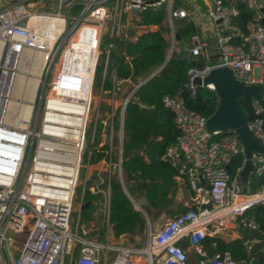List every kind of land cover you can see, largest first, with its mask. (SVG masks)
Segmentation results:
<instances>
[{
    "label": "built area",
    "instance_id": "obj_1",
    "mask_svg": "<svg viewBox=\"0 0 264 264\" xmlns=\"http://www.w3.org/2000/svg\"><path fill=\"white\" fill-rule=\"evenodd\" d=\"M30 1L33 0H0V51L4 64L0 73L12 69L13 65L6 68L11 66V59L18 63L25 51L40 52L44 60L40 76L44 102L39 112L33 110L30 121L15 112L11 113L13 121L6 122L4 117L10 111L4 108V94L0 93V264H188V249L196 254L197 264H256L252 240H242L246 256L240 259L229 251L208 252L202 244L210 232L215 235L223 228H239L242 213L254 204L264 203V196L248 200L264 194V186L255 193L243 191L240 172L246 159L236 134L208 132L207 118L187 108L179 93L163 97L165 107L173 113L178 135L162 159L176 167L178 178L188 184L191 207L156 229L149 227L143 247L111 242L108 200L102 237L88 236L80 225L79 209L72 225L70 222L78 187V205L82 203L94 153L100 154L99 160L106 164L108 189L111 174L122 177L126 104L136 88L161 69L159 66L135 81L116 80L112 75L111 88L104 90L110 44L105 49L99 88L109 92L111 98L98 96L95 100L92 85L103 39L125 37L134 42L142 31L148 30L134 27L135 23L142 25L140 14L147 9H163L168 28L164 33L167 57L176 43L175 25L179 20H189L196 29L190 50L201 56L205 64L201 69L188 71L192 92L193 77H204L217 67H228L245 85H264V0H239L250 12L244 32L233 23L238 14L237 0H202L206 12L201 21L190 8L189 0H38L39 7L47 4L52 7L50 11H33L34 3ZM56 21H61L58 32L53 26ZM200 29L214 38L213 47L202 40ZM47 33L54 36L51 45L46 40ZM123 82L132 86L115 108L116 94ZM85 84L90 87L82 96ZM101 100L109 109L99 108ZM65 104L72 105L68 118L53 108ZM251 108L249 128L264 144V92L260 98H251ZM118 110L119 138L117 148H113ZM239 154L243 161L231 176L228 165ZM250 160L252 174L263 176L264 155L252 153ZM82 165L85 175L81 180Z\"/></svg>",
    "mask_w": 264,
    "mask_h": 264
},
{
    "label": "trees",
    "instance_id": "obj_2",
    "mask_svg": "<svg viewBox=\"0 0 264 264\" xmlns=\"http://www.w3.org/2000/svg\"><path fill=\"white\" fill-rule=\"evenodd\" d=\"M236 8L238 14L233 18V23L244 32L250 12L239 0L236 2ZM139 23L157 25L158 28L140 33L134 42L125 37H105L101 45L100 62L96 68V75L102 77L105 49L110 44L102 86L104 90L111 88L112 75L116 80L135 81L161 66L157 74L136 88L126 104L123 117L121 160L124 185L131 196L146 199L149 206L156 210L153 215L146 210L147 216L156 219L165 209L173 216L189 209L180 203L176 209L172 208L178 189L176 178L179 172L176 167L163 160L162 156L166 148L175 141L178 130L174 124L173 113L165 107L163 97L179 93L187 108L206 118L214 112L218 97L213 89L195 86L192 92L188 87V71L201 69L205 64L201 56L194 55L190 50L191 37L196 29L189 20L182 19L176 23V43L168 57V42L164 37L168 28L164 23V10L147 9L143 11L140 14ZM240 104L247 121H250L253 118L251 99H240ZM119 115L118 110L115 116L119 117ZM114 126L116 130L119 128V120L115 117ZM100 157V154L94 153L91 163L98 162ZM242 161V154L232 158L228 165V172L231 176L235 175ZM127 174H131L133 179L128 178ZM263 186L264 175L251 174L247 193H255ZM104 187V184L100 185V188ZM76 191L78 199L80 188ZM82 199L80 224H86L92 219L93 212L101 207L103 198L100 193H92L86 188ZM109 220L112 224H116L117 237L142 232L146 224L144 216L133 206L116 176L112 178L110 184ZM241 220L244 223L245 238H253L259 245L260 249L255 253L259 258L257 264L260 263L259 260H261L260 264H264V203L254 204L245 210L241 215ZM250 223L254 226L250 227ZM243 239L224 241L219 237L206 235L202 244L209 252L229 251L234 258L240 259L246 256L242 245Z\"/></svg>",
    "mask_w": 264,
    "mask_h": 264
},
{
    "label": "water",
    "instance_id": "obj_3",
    "mask_svg": "<svg viewBox=\"0 0 264 264\" xmlns=\"http://www.w3.org/2000/svg\"><path fill=\"white\" fill-rule=\"evenodd\" d=\"M232 5H234V2H232ZM214 58L215 56L212 57V59ZM191 82L195 86L205 87L208 84L213 86L212 89L218 97V102L214 112L206 119V129L212 134H221L225 132H234L236 134L246 159L243 169L240 172L242 189L246 192L249 178L253 172V166L250 160L251 155L252 153L264 155V144L259 141L249 128L246 114L240 104V99L260 98L264 92V85H245L234 77L231 69L228 67L213 68L204 77H193ZM97 93L101 98H111V94L103 91L101 88H98ZM98 106L101 109H109L108 104L103 100L98 102ZM127 176L133 179L131 174H127ZM240 226H244L241 220ZM115 229L116 224L113 225L114 233ZM258 250L259 246L255 243L254 252L256 253Z\"/></svg>",
    "mask_w": 264,
    "mask_h": 264
},
{
    "label": "crops",
    "instance_id": "obj_4",
    "mask_svg": "<svg viewBox=\"0 0 264 264\" xmlns=\"http://www.w3.org/2000/svg\"><path fill=\"white\" fill-rule=\"evenodd\" d=\"M189 1L191 2V0H189ZM189 6L191 8V4ZM143 26L145 28L147 27L148 30H156L158 28L157 25H138L137 23H135L134 27H137V29H142ZM144 31H142V32H144ZM114 161H116V160H114ZM105 168H106V164H105L104 160H99L96 163H91L89 166L88 173H87L86 188H88L92 193H100L102 195L103 200L101 201V207L93 212L92 219L86 224H80L82 226V228H84L87 231L88 235L89 234H91L90 236L96 235L99 238L102 237L103 233L105 232L104 223H105V216H106V209H107V200L109 203V199H110V188L108 189V176H107V173L105 172ZM115 176L120 180L121 184L123 185L124 191H125L123 174H122V177H120L118 173H115L114 176H111L110 184H111L112 178ZM92 178L95 179V184L91 183L90 179H92ZM176 180L178 182V189H177L175 197H174L175 202L172 205V208L176 209V207L179 203L182 204L183 206L190 208L191 207L190 204L192 202V200H191L192 199V192L189 189L188 184L185 183L184 179L177 177ZM101 184H104L105 187L100 188ZM80 196H81V194H79L78 199L80 198ZM127 196L130 199V201L132 202L133 206L137 210H139L141 212V214L144 216V218L146 220L145 228L142 232H137L131 236L122 235L120 237H117L116 233H114V230H113L114 224H112L111 234L116 238V242H114L113 240H111V242H113L115 244H119V245H124V246L143 247L146 243V240H147L148 228L149 227H151L153 229L158 228L163 223L162 222L163 218H165L164 220L166 221L167 219L171 218L173 215H171V213H169L165 209V210H162L159 217H157L156 219H153V218L151 219L147 216L146 210L150 211L152 215L156 212V210L152 209L149 206L148 202L146 201V199L144 197H136V196H131V195L129 196L128 194H127ZM133 198L137 201H141V203H140L141 205L136 206L134 204ZM256 198H259V196L257 195V197H251L248 200L250 201V200H254ZM82 208H83V199H82L81 205L80 206L78 205L79 216H80V211ZM96 219L101 220L100 224H95L93 222V220H96ZM79 222H80V217H79ZM243 228H244V226L243 227L239 226V228H231V229H224L223 228V229L219 230L218 232H216L215 235H213L211 232L208 235L219 237L224 241H230V240H233L236 238L237 239H243V238L248 239V238H245ZM122 240H125V242L127 244H123ZM248 240H252L254 242V244L255 243L258 244L256 242V240H254L253 238H249ZM117 242H119V243H117ZM187 254H188V264H197L196 263L197 256L194 253V251L188 249ZM258 259L259 258L257 257V260ZM259 262L261 263V260H259ZM260 263H258V264H260Z\"/></svg>",
    "mask_w": 264,
    "mask_h": 264
},
{
    "label": "bare ground",
    "instance_id": "obj_5",
    "mask_svg": "<svg viewBox=\"0 0 264 264\" xmlns=\"http://www.w3.org/2000/svg\"><path fill=\"white\" fill-rule=\"evenodd\" d=\"M57 24L53 26L56 27L55 31L58 32L61 29V21H56ZM49 25V24H48ZM51 27V25H49ZM48 26V28H50ZM47 24L42 26L46 29ZM52 28V27H51ZM44 31V30H43ZM54 36L47 33L46 40L48 44L53 43ZM1 51H0V67H4L1 64ZM44 60L43 55L40 52H24L21 59L18 61L16 70L21 73H13L11 76V81L8 85L7 90H4V108L10 112L4 117L7 122H12L13 117L11 113L19 114V118H25L30 121L31 115L34 110V103L36 101L38 88L40 84V76L42 75ZM82 63L80 64V66ZM7 66V65H6ZM6 68H12L7 66ZM9 75V74H8ZM90 85L88 84L85 89L81 91V95L85 96L88 93ZM54 110L60 112V116L68 118V113L70 112L72 105H58L53 106ZM259 197L264 196L263 193L258 194ZM253 197H257L253 196Z\"/></svg>",
    "mask_w": 264,
    "mask_h": 264
},
{
    "label": "rangeland",
    "instance_id": "obj_6",
    "mask_svg": "<svg viewBox=\"0 0 264 264\" xmlns=\"http://www.w3.org/2000/svg\"><path fill=\"white\" fill-rule=\"evenodd\" d=\"M37 2H38V0H33L32 2L30 1V3H34V5H32V7H31L33 11H39V10H45V11L47 10V11H50L52 9V7H50L47 4H45L44 7H39L38 4H37ZM191 9L194 10L195 13L200 17V21L205 18L206 6L202 2V0H191ZM123 23H124V20H123ZM176 25H175V29H176ZM199 33H200V36H201L202 40L205 39L207 41V43L211 47L214 46V44H215L214 38H210L209 35L207 33H205L202 29H200ZM202 36H205L206 38H203ZM99 61H100V59H99ZM10 63H11V67L13 65V68L10 69L7 73H5L3 75L0 73V90L2 89V91H0L1 95L5 93L4 90H6L7 87H8V85H9L8 82L11 79L12 73H21L20 71H17L16 70L17 59H15V58L11 59V62ZM100 78L101 77H97V75L95 73V77H94L93 85H92V88H93V96H94L95 100H98L97 92H98V88L100 87V81H99V80H101ZM42 84H43V80L41 79L40 80V84H39V90H38L37 97H36V101L34 103V112L35 113L36 112H39L41 110V108H42V104L41 103L44 102V100L41 98L42 96H41V90H40L41 87H42ZM131 86H132V83H128V82L121 83V85H120V91H119L118 94H116V99L114 101L115 108H117L118 106L121 105L122 97H124L129 92ZM85 87H87V84L84 85L83 89H85ZM1 107H3V106L0 104V108ZM115 114H116V111H115ZM115 119L116 120H120V115H119V117L115 116ZM89 136H90V129H88V138H89ZM112 136H113L112 137L113 148H117L116 147V145H117V142L116 141L119 138V131H117V130L114 131ZM84 175H85V167H84V165H82L81 168L79 169V177H80L81 180L84 179ZM114 175H115V172H114V174H111V176H114ZM90 181H91V183H94L95 184V179L94 178L90 179ZM78 188H80V187H78ZM125 191L130 196V193H129L128 188L126 186H125ZM78 201H79V199L76 198L75 199V202H74V212L72 213L71 222H70L71 225L73 224V222H74V220L76 218L77 212H78V203H79ZM133 201H134V204L136 206H140L141 205L140 204L141 201H137L134 198H133ZM164 219L165 218H163V220H162L163 223L165 222ZM93 222L95 224H100L101 220L100 219H96V220H93ZM79 232L81 233V230ZM90 235L91 234H89L88 236L90 237ZM110 238H111V240H113L114 242H116V238L112 234L110 235ZM117 243H119V242H117ZM122 243L123 244H127L125 242V240H122Z\"/></svg>",
    "mask_w": 264,
    "mask_h": 264
}]
</instances>
